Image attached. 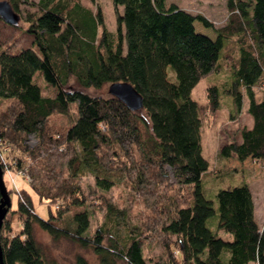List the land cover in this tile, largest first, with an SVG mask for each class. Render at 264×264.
Here are the masks:
<instances>
[{"label": "trees", "instance_id": "1", "mask_svg": "<svg viewBox=\"0 0 264 264\" xmlns=\"http://www.w3.org/2000/svg\"><path fill=\"white\" fill-rule=\"evenodd\" d=\"M5 1L16 13L21 2L29 8L25 29L0 19V149L9 148L7 167L40 201L53 205L56 215L49 212L41 220L29 194L18 191L14 212L24 218L23 228L1 240L8 229L4 220L3 264H44L34 225L53 239L64 236L91 248L101 264H149L144 252L152 245L162 250L153 264H264V224L255 221L244 181L247 162L264 166V0H227L222 28L165 0H110L115 31L104 26L100 10L94 14L82 0ZM230 43L236 57L227 64L231 84L222 93L207 87L205 102L198 104L193 89L219 70L221 50ZM71 80L81 90L129 83L142 97L144 117L109 95L62 90ZM223 105L232 117L244 107L252 127L240 130V142L219 149L217 162H235L239 168L229 174L239 180L216 191L215 211L203 195L202 180L212 171L202 156L201 131L206 114ZM63 119L66 125L58 123ZM31 135L37 140L33 150L25 144ZM12 146L27 152L30 162L14 158ZM85 176L102 195L86 198ZM114 187L127 193L123 209L107 197ZM133 205L143 210L131 225ZM72 210L69 233L54 222ZM95 213H103L104 222L93 238H83ZM215 215L212 232L207 224ZM219 231L230 240L219 238ZM106 234L108 247L102 244ZM75 264L88 263L78 256Z\"/></svg>", "mask_w": 264, "mask_h": 264}, {"label": "rangeland", "instance_id": "2", "mask_svg": "<svg viewBox=\"0 0 264 264\" xmlns=\"http://www.w3.org/2000/svg\"><path fill=\"white\" fill-rule=\"evenodd\" d=\"M5 1V0H0ZM30 1H38V0H26ZM21 2V1H20ZM85 6L89 7L94 14L100 10L104 26L109 31H115L116 29V15L114 13V8L111 5L110 0H94L90 2L89 0H83ZM167 6L176 5L179 9L184 10L192 15H202L208 21H210L214 28H222L228 22L229 12L227 10V0H165ZM19 12L21 21L19 22V26L21 29L27 28V24L24 19V12L27 9L24 5L19 4ZM122 12V8L119 9ZM200 26V25H199ZM101 29V27H99ZM198 28V27H197ZM200 28L204 30L200 26ZM198 33H202L199 31ZM208 34L213 36L211 31H208ZM205 35H207L205 33ZM234 44V43H233ZM234 45L232 43L225 44V47L221 50L219 55V59L217 61V68L219 70L217 72H212L211 74L201 78L199 83L195 86L191 93V98L196 101L198 104H203L206 100V89L207 87H216L219 92H223L225 90V86L231 84L232 81V72L228 71L227 64L228 62L234 60ZM224 53L226 54L224 57ZM168 79L170 81L175 80V76L170 68L167 69ZM37 79V76H35ZM43 79V78H42ZM64 91H81L86 93L92 97H108V85H104L101 89H86L81 90L78 89L73 82L70 81L67 87H63ZM257 99H260L261 91L256 90ZM224 106V105H223ZM74 107H72L71 112H73ZM140 116L144 117V113L141 111L137 112ZM72 114V113H71ZM232 114L235 113L231 110H228L227 107L224 106L220 111L211 115L209 113L206 114L203 120V126L201 131V146H202V156L207 160L209 171L208 176H205L202 180L203 187V195L204 197L213 202L214 209L217 211V202L215 198V193L217 190L222 189L223 187H229L230 185H235L239 178L235 175H230L229 172L231 168L234 166L239 168L238 165L230 161V163L226 164L224 167L217 162V155L219 149L222 145L228 144L230 142H239L240 141V130L246 128L249 125V115L247 112L243 110L240 114H236V117H232ZM58 123H62L64 125L67 124L66 120L59 121ZM25 144L28 149L33 150L37 147V140L34 135H31L25 141ZM12 152L14 158H21L24 164V160L30 162L29 155L27 152L22 151L16 146H12ZM13 157L10 156V159ZM248 169L244 168L250 174L249 182L251 184V193L255 198L256 210H257V218L264 217V166L259 164L249 163ZM8 166V165H7ZM5 169L8 170L6 173L4 169L3 180L6 186V189L9 193V197L11 200V210L8 212L5 222L7 223L5 231L2 232L1 240L5 238H9L14 235L20 234L23 228V217L16 212L17 202H18V191H25L29 194L32 207L34 209L35 215L41 220H47L49 218V212L52 215H56L54 206L48 205L44 201H40L39 198L30 190V187L26 180L18 174H15L12 170L7 167ZM169 170V169H168ZM170 171V170H169ZM170 183H175V179L173 174L170 172ZM237 181V182H236ZM81 185L83 188V194L86 196L88 200H92L99 195H102V192L95 189L94 180L91 176H85L81 180ZM121 187H114L108 192L107 197H111L115 199V202L120 208H125L128 203L127 193H123L120 195ZM120 196L124 197L121 198ZM141 206L131 207V210L128 212V222L131 225L136 224L137 217H139L140 211H142ZM74 211H70L62 215L61 219L55 221V225L63 229L67 232H72L74 229V223L72 221ZM259 219V218H258ZM104 222L103 213H95L90 217V226L88 231L83 235V238L91 239L94 237L95 231L98 227L101 226ZM217 224V215L213 216V218L208 220L207 226L210 228L212 232H216L217 228L215 227ZM9 230V231H7ZM33 234L34 238L39 244L41 248V252L43 255L44 264H75L76 257L80 256L84 258L88 264H101L98 257L93 253L91 248H82L78 245V243L74 242L72 239L61 236L57 239H53L46 232L42 231L37 225L33 226ZM218 237L224 241H229L230 236L222 231H219ZM103 246L108 247L111 243L108 241L107 234L103 236ZM2 241H0L1 243ZM2 244V243H1ZM162 250L152 245L151 248H146L144 252V256L150 261L149 264L155 263V260L159 258ZM111 259V258H110ZM110 262L112 264H125L124 261L120 259H111Z\"/></svg>", "mask_w": 264, "mask_h": 264}, {"label": "water", "instance_id": "3", "mask_svg": "<svg viewBox=\"0 0 264 264\" xmlns=\"http://www.w3.org/2000/svg\"><path fill=\"white\" fill-rule=\"evenodd\" d=\"M0 19L12 26H17L20 16L13 10L7 1H0ZM108 95L118 99L130 111L139 112L143 109L142 97L137 91L126 82H116L108 85ZM0 230L3 222L11 209V200L4 184L3 171L0 167ZM0 264H3V255L0 247Z\"/></svg>", "mask_w": 264, "mask_h": 264}, {"label": "crops", "instance_id": "4", "mask_svg": "<svg viewBox=\"0 0 264 264\" xmlns=\"http://www.w3.org/2000/svg\"><path fill=\"white\" fill-rule=\"evenodd\" d=\"M90 1V0H89ZM91 2V1H90ZM82 4L84 5V3H83V0H82ZM85 6V5H84ZM85 7H87V6H85ZM87 8H89V7H87ZM90 9V8H89ZM249 120H250V123H249V125H247V127L246 128H248V129H250L251 127H252V119H251V117L249 116ZM240 142V141H239ZM247 175V177H246V179H244V181L245 182H248V186H249V189H250V191H251V184H250V182H249V179H250V174H246ZM252 194V193H251ZM252 198H253V204H254V218H255V221H256V223L258 224V226L259 227H261L263 224H264V217L262 218V217H258L257 218V210H256V204H255V198H254V196H253V194H252Z\"/></svg>", "mask_w": 264, "mask_h": 264}, {"label": "built area", "instance_id": "5", "mask_svg": "<svg viewBox=\"0 0 264 264\" xmlns=\"http://www.w3.org/2000/svg\"><path fill=\"white\" fill-rule=\"evenodd\" d=\"M8 149H9V148H6V149L1 148V149H0V163L4 166V169H5L6 166H7L6 161H5V159H6L5 155L8 154V153H7V152H8ZM5 171H6V173L8 172L7 169H5ZM8 173H9V172H8Z\"/></svg>", "mask_w": 264, "mask_h": 264}]
</instances>
